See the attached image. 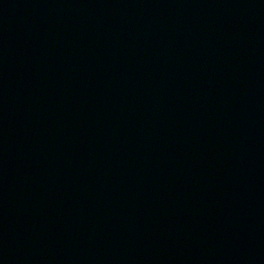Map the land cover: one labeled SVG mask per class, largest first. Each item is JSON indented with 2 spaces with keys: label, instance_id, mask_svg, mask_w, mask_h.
Masks as SVG:
<instances>
[{
  "label": "water",
  "instance_id": "obj_1",
  "mask_svg": "<svg viewBox=\"0 0 264 264\" xmlns=\"http://www.w3.org/2000/svg\"><path fill=\"white\" fill-rule=\"evenodd\" d=\"M0 264H264V0H0Z\"/></svg>",
  "mask_w": 264,
  "mask_h": 264
}]
</instances>
